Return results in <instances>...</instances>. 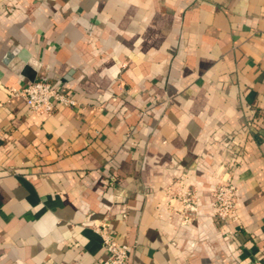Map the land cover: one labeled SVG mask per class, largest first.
I'll use <instances>...</instances> for the list:
<instances>
[{
	"label": "crops",
	"instance_id": "obj_1",
	"mask_svg": "<svg viewBox=\"0 0 264 264\" xmlns=\"http://www.w3.org/2000/svg\"><path fill=\"white\" fill-rule=\"evenodd\" d=\"M31 59L77 105L12 95ZM104 218L129 264H264V0H0V264H101Z\"/></svg>",
	"mask_w": 264,
	"mask_h": 264
},
{
	"label": "built area",
	"instance_id": "obj_2",
	"mask_svg": "<svg viewBox=\"0 0 264 264\" xmlns=\"http://www.w3.org/2000/svg\"><path fill=\"white\" fill-rule=\"evenodd\" d=\"M12 95H22L26 98L29 109L44 113H53L60 105L75 106L78 99L69 91L46 80H33L22 87H10ZM114 180V176L111 177ZM168 193L180 203L177 214L184 224H190L193 220V211L197 210L200 198L195 191L187 187L183 181L176 186L170 185ZM214 213L220 220L229 223L236 216V205L238 200V187L228 179L217 185L213 191ZM111 220L104 218L95 224V231L101 236L106 256L101 264H129L131 245L118 240L115 230L111 226Z\"/></svg>",
	"mask_w": 264,
	"mask_h": 264
},
{
	"label": "water",
	"instance_id": "obj_3",
	"mask_svg": "<svg viewBox=\"0 0 264 264\" xmlns=\"http://www.w3.org/2000/svg\"><path fill=\"white\" fill-rule=\"evenodd\" d=\"M39 65H40V63L38 61H36L35 59H31L27 65V67H26L27 72H28V70H30L28 72V75H29V78H32V80L36 79L35 75H36V72H37Z\"/></svg>",
	"mask_w": 264,
	"mask_h": 264
}]
</instances>
